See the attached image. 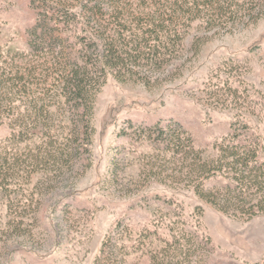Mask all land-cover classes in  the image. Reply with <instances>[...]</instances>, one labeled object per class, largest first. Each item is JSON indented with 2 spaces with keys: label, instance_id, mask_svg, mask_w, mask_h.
Masks as SVG:
<instances>
[{
  "label": "rangeland",
  "instance_id": "rangeland-1",
  "mask_svg": "<svg viewBox=\"0 0 264 264\" xmlns=\"http://www.w3.org/2000/svg\"><path fill=\"white\" fill-rule=\"evenodd\" d=\"M35 21L30 0H0V44L26 51ZM195 38L205 41L196 55ZM221 69L213 81L229 80L246 99L241 116L207 103L206 84ZM169 121L179 122L209 155L231 134L233 122L244 123L250 139L259 138L264 160V14L255 24L209 32L196 24L180 59L153 87L110 76L96 98L89 158L71 169L31 177L22 172L3 181L0 264H95L119 223L128 231L107 264H150L148 250L158 243L148 238L135 249L139 234L168 239L177 227L211 239L200 264H264V216L245 220L219 212L181 183L180 166L165 164L143 137L145 128ZM11 133L8 125L0 127V165L12 152L35 150L10 144ZM219 184L225 181L213 179L204 188Z\"/></svg>",
  "mask_w": 264,
  "mask_h": 264
},
{
  "label": "trees",
  "instance_id": "trees-1",
  "mask_svg": "<svg viewBox=\"0 0 264 264\" xmlns=\"http://www.w3.org/2000/svg\"><path fill=\"white\" fill-rule=\"evenodd\" d=\"M30 6L36 21L27 31L28 49L0 44V127L11 129L10 144L26 143L35 150L5 157L0 189L18 173L48 175L89 158L96 98L110 76L153 87L162 71L180 59L196 24L209 32L255 24L264 14L260 0H30ZM204 42L195 38V55ZM222 72L206 84L207 103L241 116L246 99L229 80L213 81ZM231 130L213 145L214 155L197 148L179 122H159L145 128L143 137L165 164L180 166V182L200 199L225 215L251 220L264 216L261 145L258 137L250 139L248 125L235 121ZM213 179L225 184L205 189ZM177 228L170 229L168 239L155 232L139 234L135 249L151 238L158 244L148 250L150 264L202 263L211 239ZM126 231L121 223L114 228L95 264L113 259Z\"/></svg>",
  "mask_w": 264,
  "mask_h": 264
}]
</instances>
